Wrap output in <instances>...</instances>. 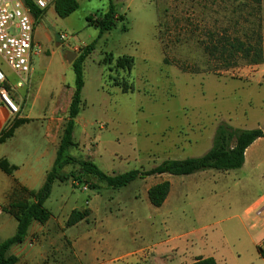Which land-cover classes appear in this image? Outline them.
Segmentation results:
<instances>
[{
  "label": "rangeland",
  "instance_id": "374dc122",
  "mask_svg": "<svg viewBox=\"0 0 264 264\" xmlns=\"http://www.w3.org/2000/svg\"><path fill=\"white\" fill-rule=\"evenodd\" d=\"M77 1L79 9L67 18L48 13L54 5L39 21L33 18L36 50L29 76H18L5 64L1 68L19 114L23 111L18 119L26 122L0 145V159L39 175L51 170L55 149L48 118L61 99L55 134L60 142L67 120L64 102L75 90L73 63L94 42L83 66V102L74 132L78 146L71 153L104 173L201 157L213 147L223 122L264 130V82L249 80L252 70L241 58L237 67L226 69L207 52L224 39L244 40L258 30L259 14L244 0ZM111 4L124 19L101 35L89 19H99ZM68 52L77 54L72 63ZM124 57L134 58L131 73L117 72L116 61ZM116 78H125L134 91L123 93L114 85ZM78 170L73 165L65 172L82 182L70 176L54 184L45 204L52 217L44 226L35 223L27 240L12 249L17 264H154L158 256L175 259L174 251L163 256L155 248L168 239L190 244L197 253L220 251L227 264H264L257 250L264 235V138L248 149L239 170L156 175L121 189L81 177ZM165 181L172 185L170 197L156 208L147 190ZM14 183L0 170V243L17 230L15 218L3 211L15 199L5 197ZM74 210H88L90 216L68 227Z\"/></svg>",
  "mask_w": 264,
  "mask_h": 264
},
{
  "label": "trees",
  "instance_id": "16d2710c",
  "mask_svg": "<svg viewBox=\"0 0 264 264\" xmlns=\"http://www.w3.org/2000/svg\"><path fill=\"white\" fill-rule=\"evenodd\" d=\"M246 4L255 8L259 14L262 23L258 30L252 31L251 35H246V39L229 40L224 39L212 47H207L210 56H215L218 60L225 63L226 69L237 67L236 59L241 58L248 65L256 66L264 64V0H244ZM25 6L30 10L33 18L39 21L45 11L39 10L31 0H23ZM54 8L58 16L67 18L79 9L77 0H56ZM263 18V19H262ZM124 16L117 15L116 8L110 5L108 12L103 13L99 19L90 18L92 26L100 29L101 35L112 31L117 26L119 20ZM96 43H92L83 50V53L73 63L75 72V90L67 111V120L62 128L60 144L57 151V157L52 169L48 172L46 181L42 188L37 192H30L26 189L29 198H16L9 206L3 207V211L11 214L18 222L16 233L0 243V264H17L19 258L12 254L14 247L23 244L29 237L30 230L35 223L42 226L46 225L51 217V212L45 207L46 202L51 197L54 184L58 180H64L68 177L82 179L74 174L69 175L65 169L70 166H78V174L81 177L93 178L98 183L105 184L112 189H121L138 179H146L156 175H174L189 176L207 170L232 171L241 169L246 162L247 150L259 139L264 138L263 129H236L228 123H221L215 133L213 147L201 157L187 158L184 160H167L151 170H132L125 174L108 175L90 160H83L75 157L71 152L77 148L78 143L74 140L76 121L81 113L82 94L85 86L83 66L87 58L94 51ZM111 64L113 59H107ZM117 72L126 71L131 73L135 67V61L132 57L119 58L116 61ZM114 85L122 90L123 93H130L134 88L125 78L114 81ZM11 127L7 126L0 133V144L5 143L14 135L15 130L26 122V120L15 118ZM0 169L8 175H12L18 167L11 165L8 160L0 159ZM171 183L165 181L151 187L148 191V197L151 204L156 208H161L169 197L171 192ZM91 188H98V185L91 184ZM90 216V211L74 210L68 219L67 226L73 227L85 221ZM258 254L264 260V246L258 247ZM191 264H218L215 258L208 257L197 258Z\"/></svg>",
  "mask_w": 264,
  "mask_h": 264
},
{
  "label": "built area",
  "instance_id": "2783aa9c",
  "mask_svg": "<svg viewBox=\"0 0 264 264\" xmlns=\"http://www.w3.org/2000/svg\"><path fill=\"white\" fill-rule=\"evenodd\" d=\"M31 2L39 10L45 11L55 4L56 0H31ZM35 50L34 19L30 10L23 0H0V108H7L11 117L19 114L20 107L12 99V91L1 68L5 64L18 76H29ZM84 189L88 188L84 187ZM263 246L264 238L260 244V247Z\"/></svg>",
  "mask_w": 264,
  "mask_h": 264
},
{
  "label": "crops",
  "instance_id": "0c3cea01",
  "mask_svg": "<svg viewBox=\"0 0 264 264\" xmlns=\"http://www.w3.org/2000/svg\"><path fill=\"white\" fill-rule=\"evenodd\" d=\"M49 12L55 13V8H50L48 13ZM36 32H37V30H35V34H36ZM249 68L252 70V74L249 77V80L253 83L262 84L264 82V64H260V65H256V66L249 65ZM71 99H69V101L66 100L64 102L65 112L68 111V108H69L70 103H71ZM60 101H61V99L58 101L57 105L55 106V108L51 112V116L48 118V127H47L48 128V137L50 138V144L55 149L54 157L52 158V167H53L54 162L56 160L57 151H58L59 144H60V142L55 139V134L59 130V125H58L59 119L57 118V115L59 112L58 105H59ZM64 109H62V110H64ZM22 112L18 115L17 118H19V117L22 118V116H21ZM61 121H63V119H61ZM10 122H12V117L10 115L9 110L5 107L0 108V133ZM236 129H239V128H236ZM258 129H260V128H258ZM249 152H248V154H249ZM246 154H247V152H246ZM247 157H248V155H247ZM245 164H246V162H245ZM11 165H14V164H11ZM15 166H17L18 169L12 175H9V176H12L14 178L15 183L6 189V192H5L6 201L7 200L10 201L11 200L10 198L15 197V199H16L18 196L21 197V196L26 194V192H23V190L22 191L16 190L18 188L26 189L30 192H37L38 190H36L37 189L36 185H38L40 183L41 188H42V186L44 185V183L46 181L47 174L49 172V170H47L44 173L39 175L32 168H25V166L21 167L18 165H15ZM171 189H172V187H171ZM148 191H149V189L147 190V193H148ZM169 197L166 200V202H168ZM261 218L263 219V222L261 224V226H262L261 229H262L263 234H264V214ZM17 225H18V222H17ZM253 226H256V224H254ZM263 238H264V235H263ZM260 244H261V242H260ZM260 244H257V248L260 246ZM155 246L154 247L156 248L157 253L159 255L165 256V254H168L171 251H174V253H176V256H175V259H173V260L171 259L169 261H164V260L160 259L158 256V259L157 258L154 259L155 260L154 264H191L199 257H203V258L213 257V258H215V260L217 261L218 264H227L225 261L224 255L220 251H211L208 254H202V252L197 253V252L193 251L192 245L187 244V243H182L181 241L168 239V240L163 241V242H161ZM144 261H146V260H144ZM141 263H142V261H139V260H137L135 262V264H141ZM151 264H153V263H151Z\"/></svg>",
  "mask_w": 264,
  "mask_h": 264
},
{
  "label": "water",
  "instance_id": "95a60500",
  "mask_svg": "<svg viewBox=\"0 0 264 264\" xmlns=\"http://www.w3.org/2000/svg\"><path fill=\"white\" fill-rule=\"evenodd\" d=\"M77 57V54L73 53V52H68L67 55H66V60L69 62V63H72L73 60Z\"/></svg>",
  "mask_w": 264,
  "mask_h": 264
}]
</instances>
